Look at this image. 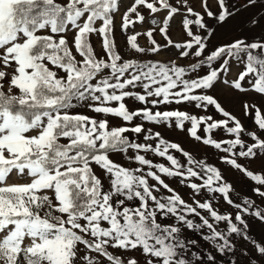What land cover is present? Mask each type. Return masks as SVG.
Returning <instances> with one entry per match:
<instances>
[{"label": "snow or ice", "instance_id": "1", "mask_svg": "<svg viewBox=\"0 0 264 264\" xmlns=\"http://www.w3.org/2000/svg\"><path fill=\"white\" fill-rule=\"evenodd\" d=\"M249 9L244 30L219 35ZM142 10L162 22L143 30ZM262 21L264 0H0V264L235 256L264 208L234 199L218 165L264 200V177L248 170L264 161ZM177 130L191 148L169 138ZM200 142L218 151L198 158Z\"/></svg>", "mask_w": 264, "mask_h": 264}, {"label": "rangeland", "instance_id": "2", "mask_svg": "<svg viewBox=\"0 0 264 264\" xmlns=\"http://www.w3.org/2000/svg\"><path fill=\"white\" fill-rule=\"evenodd\" d=\"M125 2H127V0H125ZM233 2L237 3V5L239 6V4L243 3L244 0H233ZM142 11H143V14L147 17V21L144 23L143 30H147L148 26L151 24L152 19H155L157 21V25H151L152 27H157L162 22V16L164 15L163 12L161 14H149L147 10H142ZM256 11H258V9H249L248 11L241 12L238 16L234 17L233 20H230L223 29L220 30L219 35L224 39H228L231 37V35L240 33L242 30H244L243 29L244 21L247 20L249 16L252 13H255ZM177 19H179V17H177ZM262 23H264V21H262ZM136 28L138 31L142 30L139 24L136 25ZM257 31L259 30L257 29ZM179 32H180L179 24H173L172 35L176 37L178 36ZM117 36L120 42H122L125 38L124 35H121L119 32ZM139 41L141 45H145L146 38L143 35H141V37H139ZM94 42L96 43L97 48H99V40H96ZM147 58L149 57H142V59H147ZM150 58L156 59V57L154 56ZM128 104L131 106L132 101L129 100ZM137 107H139V105H137ZM172 107L175 108L176 105L173 104ZM236 114L241 115L239 111H237ZM241 118L243 119L242 116ZM246 123L249 129L253 127L252 121H246ZM168 136L170 139L181 141L183 143V146L186 149L191 148L193 146V143H194L193 139L187 137L185 133L183 132H180L177 130L175 132L168 133ZM248 142L249 143L252 142L251 138H248ZM200 143H201V147L199 150L200 154L198 158L208 159L209 154L215 151H218V150L213 149L211 146H203L202 142ZM212 159L215 160L217 158L213 157ZM239 162L245 163L243 158H241ZM249 165H250L248 168L249 171H252L254 175H261L262 177H264V161H261L259 159H250ZM218 166L222 170H224V175L226 179L230 183H232L233 186L235 187L236 191L232 194L234 199L235 197L239 196L240 202L243 203V199L248 198L252 200L257 207L264 208V200H261L252 191L253 188L258 186L255 181H252L251 178L247 177L245 174L237 172L235 169L231 168V166L225 165L223 161H221ZM168 182L170 183L171 186L176 188L178 192L181 193V195L183 196L185 200L189 199V197L185 195V193L189 191L186 187L184 186L177 187L176 183L172 180V178H169ZM197 199H199V196H197ZM213 203L218 204V203H221V201H213ZM223 205L225 208L228 207L226 202H223ZM217 210L221 211L222 209L218 208ZM255 210L256 209L253 208L250 211L254 212ZM221 230H224L223 224L221 225ZM188 235L191 238L200 240V243H201L200 251L203 252L209 249L208 243L203 241L197 234L189 231ZM234 239L236 241V247L239 249V251H237V254L235 256H232L231 254H229L223 257L222 264H231L232 261H235V264H249L250 257L254 259L257 262V264H264V257H261L256 252L255 248L253 247V242H257V243H260L261 245H264V224H261L259 221L253 223L251 227V231L249 233V238L247 241L241 239L240 237H234ZM245 252L248 253L249 255L247 256L243 255V253ZM127 255L137 256L141 260V262L143 261V257L140 256L139 253L130 252ZM218 259H220L219 255H218Z\"/></svg>", "mask_w": 264, "mask_h": 264}]
</instances>
